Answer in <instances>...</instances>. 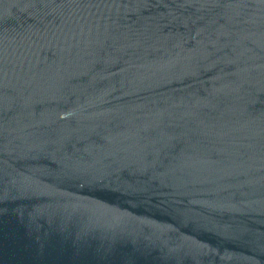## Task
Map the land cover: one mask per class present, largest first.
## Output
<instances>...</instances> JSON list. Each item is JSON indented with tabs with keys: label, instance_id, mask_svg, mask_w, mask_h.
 Masks as SVG:
<instances>
[{
	"label": "water",
	"instance_id": "95a60500",
	"mask_svg": "<svg viewBox=\"0 0 264 264\" xmlns=\"http://www.w3.org/2000/svg\"><path fill=\"white\" fill-rule=\"evenodd\" d=\"M0 264H264V0H0Z\"/></svg>",
	"mask_w": 264,
	"mask_h": 264
}]
</instances>
